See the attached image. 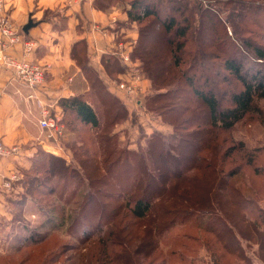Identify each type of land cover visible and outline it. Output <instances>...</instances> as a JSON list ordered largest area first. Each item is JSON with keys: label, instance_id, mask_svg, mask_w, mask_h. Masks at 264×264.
<instances>
[{"label": "trees", "instance_id": "obj_1", "mask_svg": "<svg viewBox=\"0 0 264 264\" xmlns=\"http://www.w3.org/2000/svg\"><path fill=\"white\" fill-rule=\"evenodd\" d=\"M112 1L95 4L105 9ZM174 1L177 15L159 10L163 0H126L128 21L137 25L130 55L151 81L141 105L172 132L153 131L133 148L121 141L112 128L128 109L89 64L85 40L76 41L71 56L88 88L57 100L72 159L38 147L20 170L21 199H11L13 181L7 202L22 205L35 195L44 219L40 230L17 221L24 235L14 236L0 264H264V150L234 145L233 136L264 97V70L244 73L239 48H251L261 62L264 45L229 34L209 1ZM235 4L226 15L235 34L263 31L264 5ZM197 11L201 31L192 27ZM217 17L228 35H219ZM101 62L115 77L123 70L112 53ZM233 80L240 89L223 105L220 83ZM55 228L73 241L69 248L45 246Z\"/></svg>", "mask_w": 264, "mask_h": 264}, {"label": "crops", "instance_id": "obj_2", "mask_svg": "<svg viewBox=\"0 0 264 264\" xmlns=\"http://www.w3.org/2000/svg\"><path fill=\"white\" fill-rule=\"evenodd\" d=\"M95 1L3 0L4 10L16 31L23 39L35 42L33 51L27 54L28 59L45 64L46 70L43 83L31 90L10 71L0 68V135L6 145L16 147L13 153L0 158V216L7 214L10 192L1 187V181L15 174L18 178L12 190L17 192L21 188L20 170L29 167L36 149L55 147L49 144L52 139L46 137V131L38 124L39 107L35 98L51 105L52 112L61 119L62 108L57 100L88 88L81 68L71 56L73 44L85 40L89 64L105 80L102 55L111 54L121 37L136 41L137 25L128 21L126 14L128 2L118 0L103 9L96 6ZM28 19L34 24L24 32L22 27ZM9 51L21 58L22 43L16 42Z\"/></svg>", "mask_w": 264, "mask_h": 264}, {"label": "rangeland", "instance_id": "obj_3", "mask_svg": "<svg viewBox=\"0 0 264 264\" xmlns=\"http://www.w3.org/2000/svg\"><path fill=\"white\" fill-rule=\"evenodd\" d=\"M117 1L118 0H113L112 2H117ZM163 1L165 2V4H162L161 6H159V10L162 11L163 13L173 12L177 15L175 1L174 0H163ZM201 1L207 2V3L209 1V4L213 5V8L216 9L214 11L218 12V13L216 12L218 17H221V19H224V22L227 24V31L229 34H231V30H232L233 37L237 39L239 38L240 40H242L243 38H249L253 42H256L259 45H262V46L264 45V29L263 31H258L257 28L255 27L251 28L252 26H250V28L255 31V34H248V33L235 34L233 31L232 25H230V23L226 19V15L228 11L237 10L238 6L237 4H235V1H246V2L251 1V2L260 3L261 5H264V0H201ZM181 11L182 10L180 8L179 12ZM185 13L186 14L191 13L192 15V12H190L189 10H185ZM261 14L263 16L259 17V21L264 23V11H262ZM194 16H195L196 23L192 22L193 24L192 27L194 28V26H196V29L198 28L201 31V28L204 29V26L197 24L198 23L197 20L199 17V11H197L196 14H194ZM218 17H217V20L220 23L219 24V28H220L219 35L222 36V35L227 34V32L224 30L225 27L223 25V21L220 20ZM191 31H192V28L189 30V33ZM136 43H137V36H136L135 44ZM225 46H226V49L230 51L229 44H226ZM242 46H243L242 48H239L242 54L239 53V55L237 56V59L242 60L243 72L246 73L247 75H251L255 71V69H261V71H263L264 61L260 62L256 60L255 54L251 50V48L245 45H242ZM131 60L138 66V62L136 59L131 57ZM138 69L140 70L139 67ZM211 69H212V72L217 71L219 69V66L213 65ZM141 74L143 78L141 79L140 82H141V87L143 88V91L138 92L137 95L130 97V98L123 97V95L120 94L122 96V99H123L122 101L124 105H126V108L128 109V115L126 118L121 119L112 128L114 132L118 133L121 141H123L125 144H127L131 148L136 147L137 142L138 143L139 141L142 142L143 137L148 136L153 131H161L163 133L172 132V127L169 125V123L163 121L159 114L151 110H146L143 106L139 108L137 107L138 96L141 101L143 99L144 93L151 92L150 79L142 71H141ZM104 77H105V80L102 78L104 82L113 80L114 78H119L118 76L115 77L114 73H107V72H105ZM222 83H220V85H223L224 94L221 96L220 99L223 100V103H222L223 105L224 104L228 105L230 102V93L232 89L236 88V90H238L240 89V86H239L238 81L236 80L232 81L231 86L226 83H223V84ZM110 87L116 91V89L113 86L110 85ZM88 91H90V89ZM90 98L91 97H89V100L91 102H94ZM253 103H254L253 108L246 114L245 118H243V120L240 123H238L234 128L233 136L236 141L234 145L239 143V141H243L249 144L250 148L259 146L261 148V149L258 148L259 151H263L264 150V97L256 98ZM102 116H103V112H102ZM63 125H64V133H63L64 136L59 141H54L52 139V141H49V144H52L55 147L49 146L47 149L45 148L43 150L50 151L52 153L60 155L61 157L65 158L67 161H70L72 159V154L69 149H65V145H64V141L68 137L67 134L69 133V130H67L68 128L66 129L64 123ZM42 131H44V129H42ZM76 140L78 139L76 138L75 141ZM68 141H69L68 143H71L73 140L69 139ZM263 156H264V153H263ZM23 191H24V188L21 186V188H19V190L11 196V199L16 198V202H17L18 199H21L19 197L23 194ZM34 197L36 198L35 195L26 196L28 200L26 201V204H22L24 205L22 208H20L22 205L16 204V202L15 204L8 203L9 208L7 210V214L0 216V223L3 224V226L0 225V260H2L1 257L4 254H6L7 252L10 253L12 248H14L13 246L15 243L14 236L17 237V236L24 235V232L20 230V226H18V225H21V222L27 221L30 224H32L34 227H37V225L43 221L44 218L41 215L42 209L40 208V206H38L36 203L33 202ZM17 221H19L18 225H17ZM51 228H52V225H51ZM51 228L49 225L46 227V229H51ZM51 231L52 233L46 240L45 246L49 247L51 245H62L66 243L65 247L66 248L70 247L69 245L72 244L73 241H69V239L64 237L63 229L55 228V229H52ZM65 247H64V251L66 250ZM69 252L70 250H67L65 253H69Z\"/></svg>", "mask_w": 264, "mask_h": 264}, {"label": "built area", "instance_id": "obj_4", "mask_svg": "<svg viewBox=\"0 0 264 264\" xmlns=\"http://www.w3.org/2000/svg\"><path fill=\"white\" fill-rule=\"evenodd\" d=\"M21 42L23 46V55L21 58L10 53L9 48L16 42ZM134 39H119L112 54L118 57L122 72L119 78L109 80L108 83L113 86L123 97H133L138 92L143 91L141 79L143 78L138 66L131 60V50L135 44ZM35 42L30 39H23L16 31L15 25L9 15L4 10V2L0 0V68L7 69L11 74L27 88L35 90L44 81V72L46 65L28 59L27 54L33 51ZM32 96V93L28 95ZM35 98V97H34ZM35 103L39 107L38 124L40 128L46 130V137L59 141L64 135V125L56 114L52 112V106L43 103L37 97ZM137 107H142L138 96ZM16 150L15 146H8L4 143L0 135V158L8 156ZM18 177L15 174L6 176L1 181V187L9 190L12 182Z\"/></svg>", "mask_w": 264, "mask_h": 264}, {"label": "water", "instance_id": "obj_5", "mask_svg": "<svg viewBox=\"0 0 264 264\" xmlns=\"http://www.w3.org/2000/svg\"><path fill=\"white\" fill-rule=\"evenodd\" d=\"M34 23L32 22L31 19H28V22L22 27V30L24 32H27L28 29L33 25Z\"/></svg>", "mask_w": 264, "mask_h": 264}]
</instances>
